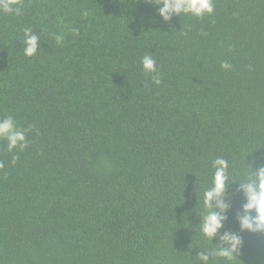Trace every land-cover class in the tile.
I'll list each match as a JSON object with an SVG mask.
<instances>
[{"label": "trees", "instance_id": "trees-1", "mask_svg": "<svg viewBox=\"0 0 264 264\" xmlns=\"http://www.w3.org/2000/svg\"><path fill=\"white\" fill-rule=\"evenodd\" d=\"M20 4L0 11V116L28 140L0 139V264H264V232L240 224L242 185L264 167V0L167 20L158 0ZM217 157L229 179L209 238ZM226 233L234 260L210 255Z\"/></svg>", "mask_w": 264, "mask_h": 264}, {"label": "clouds", "instance_id": "clouds-1", "mask_svg": "<svg viewBox=\"0 0 264 264\" xmlns=\"http://www.w3.org/2000/svg\"><path fill=\"white\" fill-rule=\"evenodd\" d=\"M163 7L160 8V15L166 20L170 19L173 14L193 16L203 18L205 15L214 14V0H158ZM22 5L20 0H0V11L5 13L21 14ZM87 16V12H85ZM77 33V29H72ZM56 43L61 44L64 40L63 35H56ZM24 54L28 57L34 56L39 48V37L32 33L30 28L24 29ZM142 69L145 73H156L157 65L155 59L151 55H145L141 58ZM231 65L227 62L221 63V68L230 70ZM153 83L160 85L162 83L158 76H153ZM32 126L30 127L31 130ZM0 139L8 141L7 151L11 152L13 149L19 148L21 151L28 147V140L24 132L17 129L16 122L11 115L0 116ZM17 157H13V163L16 162ZM215 172L212 178V187L204 192L203 203L206 208L211 209L203 219L202 231L205 236L209 238L215 237L218 231L223 227V216L215 211V207H223L222 199L226 194V186L228 183V161L222 157H217L213 161ZM0 167H3L0 164ZM246 193L247 203L244 206L245 212L249 213L241 217L240 224L242 230H249L253 232H264V167L252 173V178L242 185ZM216 201L214 205L212 202ZM255 211L256 215L250 213ZM227 247L220 246L210 255L234 260L235 253L240 244L241 239L235 234L226 233L223 237ZM201 260L207 261L208 256L201 255Z\"/></svg>", "mask_w": 264, "mask_h": 264}]
</instances>
